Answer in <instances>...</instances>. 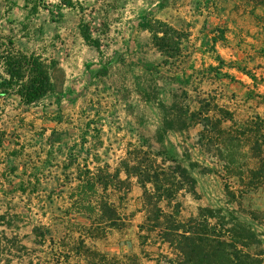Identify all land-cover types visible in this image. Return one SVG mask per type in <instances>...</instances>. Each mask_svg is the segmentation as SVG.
I'll list each match as a JSON object with an SVG mask.
<instances>
[{"label": "rangeland", "instance_id": "1", "mask_svg": "<svg viewBox=\"0 0 264 264\" xmlns=\"http://www.w3.org/2000/svg\"><path fill=\"white\" fill-rule=\"evenodd\" d=\"M0 34L58 61L41 104L0 101V264H173L159 209L264 247V4L0 0Z\"/></svg>", "mask_w": 264, "mask_h": 264}, {"label": "trees", "instance_id": "2", "mask_svg": "<svg viewBox=\"0 0 264 264\" xmlns=\"http://www.w3.org/2000/svg\"><path fill=\"white\" fill-rule=\"evenodd\" d=\"M248 1L264 4V0ZM159 25L166 30L148 26L145 29L152 32L167 59L175 58L171 53L180 51L181 39L174 41L171 34H176L177 30L162 22ZM80 31L88 45L100 49L88 28L80 26ZM57 66V60L37 52H25L12 37L0 34V101L12 95L19 99L20 106L28 109L41 104L55 94L51 72ZM205 119L211 121L209 117ZM182 173L187 176L185 169ZM214 213L202 208L197 217L181 221L174 214L167 215L158 210L153 230H159L165 243L176 252L177 260L173 264H264L263 242L256 231L238 219L224 221ZM44 235L40 233V236Z\"/></svg>", "mask_w": 264, "mask_h": 264}, {"label": "crops", "instance_id": "3", "mask_svg": "<svg viewBox=\"0 0 264 264\" xmlns=\"http://www.w3.org/2000/svg\"><path fill=\"white\" fill-rule=\"evenodd\" d=\"M14 41H15V39H14ZM20 47V46H19ZM23 51H24V49H22Z\"/></svg>", "mask_w": 264, "mask_h": 264}]
</instances>
